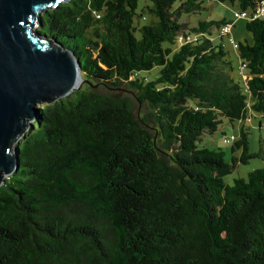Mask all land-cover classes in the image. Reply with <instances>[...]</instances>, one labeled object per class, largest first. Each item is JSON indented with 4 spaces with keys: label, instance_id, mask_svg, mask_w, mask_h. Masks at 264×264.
Segmentation results:
<instances>
[{
    "label": "trees",
    "instance_id": "obj_1",
    "mask_svg": "<svg viewBox=\"0 0 264 264\" xmlns=\"http://www.w3.org/2000/svg\"><path fill=\"white\" fill-rule=\"evenodd\" d=\"M148 1L139 14L140 0H70L38 17L84 84L39 107L17 142L19 168L0 187V264H264V168L225 182L264 148L250 153L244 125L223 137L230 162L201 145L224 120L264 117V18L247 20L252 43L234 48L241 84L212 37L235 22L189 28L182 19L204 0ZM207 1L253 11L262 0ZM182 34L196 39L179 44Z\"/></svg>",
    "mask_w": 264,
    "mask_h": 264
},
{
    "label": "water",
    "instance_id": "obj_2",
    "mask_svg": "<svg viewBox=\"0 0 264 264\" xmlns=\"http://www.w3.org/2000/svg\"><path fill=\"white\" fill-rule=\"evenodd\" d=\"M68 1L0 0V187L19 168L15 143L38 105L80 89L75 55L34 31L42 12Z\"/></svg>",
    "mask_w": 264,
    "mask_h": 264
},
{
    "label": "rangeland",
    "instance_id": "obj_3",
    "mask_svg": "<svg viewBox=\"0 0 264 264\" xmlns=\"http://www.w3.org/2000/svg\"><path fill=\"white\" fill-rule=\"evenodd\" d=\"M146 4L151 5V2L148 0H140V8L138 10L139 14L141 13L142 7H144ZM203 6H204V9L200 13L190 15L189 17L188 16L186 17L185 15L186 18L184 17L182 19V22L187 23L189 25V28H191L193 26H197L199 21L225 19L229 23L235 22L234 27L232 28V35L235 38L237 43L245 42L246 40L252 43V36L246 31L247 20H244V19L237 20V21L235 20L234 11H238L236 7L232 6L229 3L227 4H221L218 2L210 3L207 0H204ZM136 20H138V18ZM149 23H150L149 19L144 20L143 18H140L141 26H144ZM36 29L37 28H35L34 31H36ZM137 35H139V33ZM212 37L217 44L224 45V48L227 52V61H231V64L234 68L233 76L237 82L243 84V78L240 74V69H239L240 59H239L237 51L234 49V46L230 43L229 36L221 38L219 34V29L215 27L212 30ZM221 66L227 69L228 71H230L229 66L227 64H222ZM156 73H157V70L154 71V75ZM83 84H84V80L82 79L80 88L82 87ZM96 90L100 93L111 92L104 86H98L96 87ZM116 93L128 96L134 100L135 102L134 111H135L136 117L139 118V120L140 118H148V115L150 114L149 107L147 105L140 104L135 99V96H134L135 93L133 92L131 88L127 86H123L122 88H119L116 91ZM45 104H42V105H45ZM42 105L40 104L38 105V107H41ZM33 121L34 120L31 119L30 123H32ZM243 125L245 126V129L248 130L250 133L249 134L250 153L259 152L262 148H264V117H262V115H259V114H255L251 122L245 121L244 123H241L239 121H235L234 123H229L227 120H224V123L219 127V129L213 135L205 134L202 137L201 145L209 149L221 148L226 153V158L230 162L231 156L233 155V152H232L233 144L232 145L223 144L222 142L223 137L225 135H235L239 137L240 130ZM149 126L151 127V129L156 128L153 122H150ZM28 128H29V125L27 127V130ZM15 147L16 145H14L13 150H15ZM234 154L236 156H240L241 151H236ZM262 168H264L263 159L259 157L252 158L246 164L240 163L232 171L230 175L225 177V182L228 185H233L235 179H239V178L247 179L249 176V173H251L253 170L262 169Z\"/></svg>",
    "mask_w": 264,
    "mask_h": 264
},
{
    "label": "built area",
    "instance_id": "obj_4",
    "mask_svg": "<svg viewBox=\"0 0 264 264\" xmlns=\"http://www.w3.org/2000/svg\"><path fill=\"white\" fill-rule=\"evenodd\" d=\"M235 20H255L258 18H264V0H262L258 6L253 11H234ZM234 27V23L227 24L221 28V35L222 36H230L232 33V28ZM196 39V36H184L183 34L179 37V44L189 43ZM230 43L237 49L238 45L236 40L230 36ZM246 68V64L242 63L241 70L244 71ZM236 140L234 136L226 138L224 142L226 144L231 143L232 141Z\"/></svg>",
    "mask_w": 264,
    "mask_h": 264
},
{
    "label": "bare ground",
    "instance_id": "obj_5",
    "mask_svg": "<svg viewBox=\"0 0 264 264\" xmlns=\"http://www.w3.org/2000/svg\"><path fill=\"white\" fill-rule=\"evenodd\" d=\"M81 83H82L81 70H78V79H77L76 87H79Z\"/></svg>",
    "mask_w": 264,
    "mask_h": 264
}]
</instances>
